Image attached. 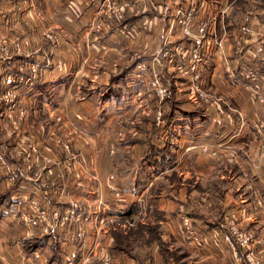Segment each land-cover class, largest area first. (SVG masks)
Returning <instances> with one entry per match:
<instances>
[{
    "label": "crops",
    "instance_id": "crops-1",
    "mask_svg": "<svg viewBox=\"0 0 264 264\" xmlns=\"http://www.w3.org/2000/svg\"><path fill=\"white\" fill-rule=\"evenodd\" d=\"M105 1L0 0V37H6L13 50L5 65L26 76L30 75L28 67L33 61L49 67L43 77L35 80L33 95L23 99L29 114L28 128L38 138H44L47 129L55 127L61 135L75 139L80 147L75 149L77 156L88 167H93L89 169L93 180L85 182L77 195L93 199L92 191L99 186L110 204L114 200V187L122 188L125 195L118 204L123 202L132 207L139 197L146 200L151 187L169 174L181 172L186 174L185 178L196 177L200 181L215 173L218 174L215 177L223 178L225 174L212 169L230 162L240 176H250L255 184L248 183L250 185L245 188L252 199L241 196L232 204L234 207L227 210H242L240 225L262 232L255 233L264 240V204L258 206L254 201L258 194L264 203V156L260 152V135L253 126V121H262L264 117L256 99L243 90L238 79L225 74L223 68L224 59L236 63L244 58L242 53L264 49V25L258 22L262 20L264 0H207L211 12L221 20L217 39L222 43L220 46L215 43L200 65L199 84L209 93V100L197 96L190 84L163 59L154 60L161 46L181 50L191 47L190 39L181 34L174 22L177 9L187 0ZM193 1L201 6L206 0ZM109 2L126 6L122 25L134 29L133 39L119 34L117 26L121 24L116 19H107L106 3ZM31 4L43 14L47 25L60 31L74 48L66 43L56 47L43 36L34 26ZM245 15L255 19L254 34L238 52L237 34ZM109 23L112 27H108ZM24 37L29 44L24 45ZM141 61L155 65L171 89L162 123L156 120L158 103L145 76L133 71ZM65 110L73 122L89 134L92 147L83 136L72 135L75 131L68 123ZM151 115L154 121L146 119ZM120 121L124 127L119 126ZM202 145L216 148L220 154L217 158L202 154ZM111 149L115 153H111ZM232 149L236 157L229 155ZM56 150L47 143L44 153L57 158L59 152ZM3 151L10 163L22 167L23 151L15 142L9 154L7 149ZM149 156L155 163L137 171L130 166L120 169L116 165L145 161ZM43 172L35 185L42 186L48 177L60 179L57 166ZM34 173L30 175L35 177ZM97 174L100 181L94 178ZM30 178H22L19 184L28 186L33 182ZM179 192L177 200L167 199L166 207L159 202V208L165 213L163 223L171 235L182 242L184 231L180 214L183 209L190 208L182 202L186 187ZM7 201H1L0 208ZM171 210L173 213L168 212ZM194 216H191L194 225L207 237L211 232L225 230L226 219L223 224L215 225L198 216L196 221ZM173 226L176 230L171 229ZM61 242L60 237L54 235L34 241V248L42 251L40 258H36L26 241L21 240L16 224L0 214V264H64ZM215 244L207 238L206 248L196 250L201 254V264L209 259L215 261L212 264L220 261L229 264L224 252L229 249L227 245L222 241ZM257 250L261 248L258 246Z\"/></svg>",
    "mask_w": 264,
    "mask_h": 264
},
{
    "label": "built area",
    "instance_id": "built-area-1",
    "mask_svg": "<svg viewBox=\"0 0 264 264\" xmlns=\"http://www.w3.org/2000/svg\"><path fill=\"white\" fill-rule=\"evenodd\" d=\"M187 1L177 9L174 22L181 34L190 39L191 47L181 50L173 49L168 45L161 46L154 60L158 62L163 59L190 84L197 96L209 100L210 95L199 84L198 75L205 53L215 43L219 46L222 44L221 40L217 39V28L221 20L217 14L211 12V5L207 0L202 2L201 6L193 0ZM125 7L116 2L106 3L107 19L110 21L116 19L121 24L117 26V31L122 37L130 40L134 38L135 33L134 29L122 25L125 19ZM31 10L34 26L41 30L43 36L54 46L58 47L61 43H66L74 48L60 31L47 25L44 16L34 4H31ZM200 14L201 17H199ZM253 21L255 19L245 15L244 24L238 29V52L242 51V46L249 43L253 37ZM258 22L264 25V12L262 20ZM112 25L109 23L108 27ZM100 28L101 25L98 29ZM23 43L29 44L28 38L24 37ZM12 53L10 41L6 37H0V117L4 127L9 128L14 135L16 145L22 149L24 155L23 165L18 167L9 162L5 153L0 152L1 175L5 177L8 184L14 185L10 202L3 209V218L16 224L21 240L26 241L36 258H40L42 251L39 247L34 248L33 242L54 235L62 240L64 264H88L98 255L99 244L96 243L102 231V224L110 218L128 216L131 206L123 202L118 204L117 201L122 200L125 195L117 187H114L112 204L104 199L99 186L92 191L93 199L77 195L85 182L93 178L90 176L89 168L85 167L73 151L76 145L75 140L70 136L61 135L55 127L48 128L44 134L46 139L42 140L28 128L29 114L23 99L33 95L31 92H33L35 80L43 77L49 67L47 64L42 65L33 61L28 67L30 75L17 74L5 65ZM243 54L244 58L236 63L230 59H224V73L240 81L243 90L260 104L264 117V49L255 53L246 51ZM133 71L145 76L148 87L158 103L156 120L162 123L165 119V105L169 95L168 84L163 80L159 69L145 61L137 63ZM65 115L75 131L71 132L72 135L83 136L87 144L91 146L89 134L73 122L66 110ZM253 126L260 135V152L261 156H264V119L253 121ZM49 142L61 153L59 158L44 153L45 146ZM200 150L203 154L213 157L220 154L218 149H211L207 145H202ZM111 153H115V150L111 149ZM231 156L236 157V154L231 153ZM51 166L58 167L60 179L48 177L43 180L42 186L35 185V182L41 179L43 171ZM94 170L96 171V168ZM34 171H36L35 177L30 175ZM22 178H30L33 182L28 186H21L19 181ZM94 178L100 181L99 174ZM136 204L140 208L143 205V198L139 197ZM227 223V232H211V235L207 237L194 225L191 216L185 214L183 217L184 231L194 245L205 247L207 238L212 239L216 244L222 241L232 250L237 263L264 264V261L256 259L258 257L255 255L257 247L264 245V240L251 231L241 229L233 217H229ZM240 250L244 251V254H241Z\"/></svg>",
    "mask_w": 264,
    "mask_h": 264
},
{
    "label": "rangeland",
    "instance_id": "rangeland-1",
    "mask_svg": "<svg viewBox=\"0 0 264 264\" xmlns=\"http://www.w3.org/2000/svg\"><path fill=\"white\" fill-rule=\"evenodd\" d=\"M240 2H242V0H240ZM146 119L148 121L155 120L152 115ZM145 120L143 118V121ZM119 126L124 127V123L120 121ZM41 139L44 140L46 137ZM12 142H15L14 135L9 128L4 127L0 117V152L4 153L3 150L7 149V153L9 154V148L11 147ZM77 148L79 149L80 147L75 145L73 151L76 152L75 149ZM56 151L59 152L58 150ZM227 151L229 152V150ZM231 153L236 152L233 150L229 153L230 156ZM58 156H61L60 152ZM148 160L149 159L139 162L134 161L127 164L117 163L116 165H118V168L120 169H124L122 166H130L129 168L132 167L137 171L140 168L152 166L151 164H154V162L151 163L152 161ZM81 161L85 167L89 169L93 168L92 165L88 167L85 161ZM225 165L227 166V169ZM212 170L225 174V177H215V175H218L215 173L211 174V176H206L205 180L203 179L200 181L196 179V177L185 178V173L181 174V172H174L173 174H169L157 181L148 192L146 198L147 202L146 200H143V205L140 208L138 207V204H135L130 208L128 216L110 218L102 224V231L100 232L99 240L97 239L96 243L97 245L99 244L98 255L93 257L88 264H201V254L196 250L202 247H198L189 242L187 234L184 231V226L183 234L185 239L183 238L182 242L171 235L168 226L163 223L165 220V213L159 208V202L166 207V203L169 202L167 199L171 198L172 200H177L180 193L179 190L186 187L185 201L182 202L189 205L190 210H188V208L183 209V213L192 217L195 215L194 219L196 221L198 219L196 216H198L203 218V220L208 221V223L211 222L215 225L223 224L226 219L225 230L222 232L228 231L227 222L229 217L235 218L240 225V214L242 210L231 209L234 207L232 204L237 199H240L241 196L252 199L250 193L245 191V188L250 185L248 183H254L252 182L253 180H251L252 178L242 174L240 176L238 173L239 170L237 171L236 167L230 162H226ZM0 181L2 182L0 183V202L3 201L5 203L7 198H10L14 185L8 184L4 176L0 177ZM250 189H253V187ZM255 196L254 201L256 205H263L262 197L258 194ZM9 202L10 199L5 205ZM175 202L177 203V201ZM4 207L0 208V214H4ZM229 207L231 208L227 210ZM168 212L173 213L172 210ZM183 213L180 214L182 220L184 217H182ZM240 227L246 231L253 230L254 232H251L256 236V233L262 234V232H257L254 229H244L242 225H240ZM171 229L176 230L175 226ZM215 246L217 245L215 244ZM27 247L31 249V247ZM259 247L261 250H257L255 255H257L258 258L256 259L264 261V245L261 244ZM229 249L224 251L226 252L229 264H241L235 261L232 255V250ZM239 252L244 254V251L242 250ZM213 262L215 261L209 259L206 264H212ZM221 263L222 262L220 261L214 264Z\"/></svg>",
    "mask_w": 264,
    "mask_h": 264
},
{
    "label": "trees",
    "instance_id": "trees-1",
    "mask_svg": "<svg viewBox=\"0 0 264 264\" xmlns=\"http://www.w3.org/2000/svg\"><path fill=\"white\" fill-rule=\"evenodd\" d=\"M170 91H171V89L169 88V95H168V97H170V94H171ZM168 97H167V99H168ZM147 159H149L150 161H152L151 163H153V162L155 163V161L153 160L152 156H149Z\"/></svg>",
    "mask_w": 264,
    "mask_h": 264
}]
</instances>
